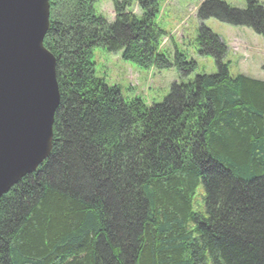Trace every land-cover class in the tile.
<instances>
[{
	"label": "trees",
	"instance_id": "1",
	"mask_svg": "<svg viewBox=\"0 0 264 264\" xmlns=\"http://www.w3.org/2000/svg\"><path fill=\"white\" fill-rule=\"evenodd\" d=\"M97 1L51 0L53 145L0 199V264H264V80L230 75L203 26L217 71L173 83L159 103L128 101L96 76L95 47L144 69L195 66L160 50V0H113L112 22ZM246 3L206 0L198 18L264 33V8Z\"/></svg>",
	"mask_w": 264,
	"mask_h": 264
},
{
	"label": "water",
	"instance_id": "2",
	"mask_svg": "<svg viewBox=\"0 0 264 264\" xmlns=\"http://www.w3.org/2000/svg\"><path fill=\"white\" fill-rule=\"evenodd\" d=\"M51 0H0V199L49 157L61 95Z\"/></svg>",
	"mask_w": 264,
	"mask_h": 264
},
{
	"label": "rangeland",
	"instance_id": "3",
	"mask_svg": "<svg viewBox=\"0 0 264 264\" xmlns=\"http://www.w3.org/2000/svg\"><path fill=\"white\" fill-rule=\"evenodd\" d=\"M206 0H160L158 22L165 30L160 50L170 57L183 55L188 63L194 64L193 72L183 75L176 68L157 70L144 69L133 62L126 61L121 53H112L102 47L92 51L97 77L105 80L108 85L120 88L123 97L128 101L142 99L147 105L161 102L169 93L174 82H188L201 74H212L217 71L215 58L212 54H201L200 26L210 28L225 46L223 62L229 64L230 75L245 74L255 79H264V33L253 27L230 25L217 18L199 20L197 11ZM234 8L243 9L246 0H222ZM257 5L264 8V0H257ZM97 13L107 19H114L112 0H99L94 6ZM131 10L140 14L137 3ZM204 24H202V23ZM203 190L196 192V206L203 209Z\"/></svg>",
	"mask_w": 264,
	"mask_h": 264
}]
</instances>
